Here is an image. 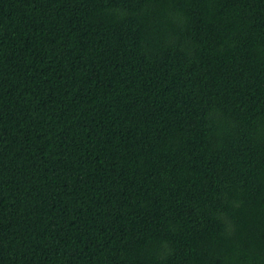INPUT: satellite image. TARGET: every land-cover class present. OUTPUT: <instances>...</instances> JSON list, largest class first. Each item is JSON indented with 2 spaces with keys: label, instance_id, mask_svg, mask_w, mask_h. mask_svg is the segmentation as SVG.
<instances>
[{
  "label": "trees",
  "instance_id": "obj_1",
  "mask_svg": "<svg viewBox=\"0 0 264 264\" xmlns=\"http://www.w3.org/2000/svg\"><path fill=\"white\" fill-rule=\"evenodd\" d=\"M0 264H264V0H0Z\"/></svg>",
  "mask_w": 264,
  "mask_h": 264
}]
</instances>
